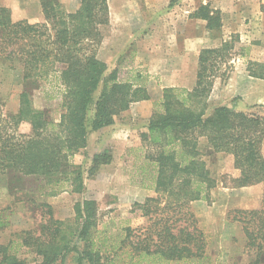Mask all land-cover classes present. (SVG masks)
Segmentation results:
<instances>
[{"label":"trees","instance_id":"obj_1","mask_svg":"<svg viewBox=\"0 0 264 264\" xmlns=\"http://www.w3.org/2000/svg\"><path fill=\"white\" fill-rule=\"evenodd\" d=\"M40 6L44 22L29 23L25 19L12 21L10 10L0 5V62L11 67L19 62L25 82L16 112L6 117L0 114V175L7 177L11 193L23 191L27 184L29 191L25 195L33 188L40 195L80 193L85 175L93 176L112 157L95 153L85 168L75 163L73 156L85 151L92 132L112 125L131 103L149 98L147 75L134 70L130 80L121 81L116 68L107 72L106 63L97 58L95 44L102 38L100 26L109 21L108 0H80L73 12L66 11L59 0H40ZM191 15L205 20L208 30L218 31L222 26L220 11L208 5L199 6ZM232 47L224 40L218 47L200 49L194 87H165L157 110L140 133L145 149L139 167L141 184L149 186L157 196L146 197L137 205L148 216L154 211L151 205L158 209L161 195L162 211L184 210V216L188 215L184 224H175L180 217H155L150 226L135 235L129 226L118 234H107L97 230L96 201L84 199L75 206L81 222L72 230L61 228L64 222L53 219L49 205L43 204L49 209L47 223L41 225L36 237L27 232L21 245L31 246L41 255V264L57 260L62 263L70 251L79 253L78 264L84 259L90 264H210L205 236L193 225L195 219L189 209L191 201L207 199L215 187L207 158L213 153H226L238 172L235 186H264V104H258V111L219 105L206 115L219 64L225 62ZM55 63L61 65L58 70ZM246 70L249 76L264 80V62H249ZM55 71H59L63 86L57 121L46 108H36L31 97L32 89L38 87L37 79ZM228 76L229 73L223 81ZM91 108L94 112L89 119ZM22 123L29 125V132L19 131ZM201 138L207 150L200 149ZM147 178L148 185L144 182ZM7 218L6 214L0 215V227L7 224ZM229 219L241 224L246 246L254 251L249 264H261L264 200L251 209L231 210ZM71 237L83 243L81 251L69 245ZM11 250L9 244H0V264H26Z\"/></svg>","mask_w":264,"mask_h":264},{"label":"rangeland","instance_id":"obj_2","mask_svg":"<svg viewBox=\"0 0 264 264\" xmlns=\"http://www.w3.org/2000/svg\"><path fill=\"white\" fill-rule=\"evenodd\" d=\"M59 1L68 12L76 10L80 2V0ZM248 1L250 3L249 15L234 26L237 32L230 31L228 33L222 26L218 31L213 30V36H208L206 31L203 32L202 40H205V44L209 43L208 40H212L214 44L224 40L233 44L232 49L225 57V62L219 64L220 70L216 78H220L221 81L235 67H247L249 62H264V7H261L264 4L262 0ZM184 2L185 0H110V3H108L109 21L106 25L100 26L102 38L99 43L95 44L97 58L102 61L104 59L111 60L114 58L113 53L115 54L113 51L118 48L117 43H119V48L122 49L126 45L124 43L128 40V36H132V42L125 53L117 58L114 66H110L105 62L108 67L107 72L116 68L117 77L122 81L126 78L127 70H133L137 64L142 65L137 70L141 69L143 72L145 69L147 70L143 61H137L139 52L142 50L146 52L147 47L152 48L156 44L158 47V55L156 56L162 54L163 40L165 36H169V29H171L173 36L178 31L174 22L169 25V22L172 21L169 17L170 10L173 7H180ZM0 5L10 10L12 21L25 19L29 23L44 22L40 0H0ZM258 11H262L263 14L260 15ZM195 27L191 25L187 28L188 31L191 28L190 32H193ZM227 27L229 28L230 25ZM107 39L111 44L110 49L103 45ZM220 45L221 43L218 46ZM60 66V64L55 63L57 70ZM58 75L59 71H55L38 78V87L31 91L33 105L36 108H46L51 118L56 121L61 111L60 101L63 91ZM150 76L153 77L150 80L155 81L151 90L153 89V94L158 95L160 98L164 89H162L161 76L156 74ZM24 85L22 66L19 62H14L13 67L7 62H0V114L3 117L16 112L19 104V94ZM100 86L95 92V98L99 94ZM160 99L151 101L153 112L157 110ZM233 101H237V97ZM249 107L252 108L251 111L260 110L258 104L248 106L246 109ZM93 112L94 110L91 108L88 113L89 119L92 118ZM118 116H121V119L128 123L133 120V117L129 119L124 116L123 112ZM140 124H143V122H140ZM109 126H106V129ZM141 128L140 126L136 131L131 129L129 132L124 130L120 132V136L111 135L109 131L105 132V130L101 132L97 130L89 135L87 148L83 152L76 153L73 156V161L88 168L91 157L98 152L110 154L112 160L108 164L101 165L93 176L86 177L87 175H85V186L80 193L60 191L55 195H40L37 189L33 188L32 193L25 195V191H29L28 184L23 191L11 193L7 177L0 175V211L2 210L0 215L4 216L6 214L8 216L7 224L0 227V244L12 246L11 251L19 259L26 261V264H41L42 256L37 254L31 246L21 245L22 238L27 235V232L34 237L39 235L41 225L47 223L49 219V209L53 219L64 222L65 225L61 228L70 227L75 230L81 222V219L76 217L75 206L78 203L81 204L84 199L96 201L97 230L100 232L107 231V234H118L124 227L129 226L134 229L133 235H135L138 230H144L145 227L150 226L155 217L168 216L172 219L180 217L181 219L175 224H184L188 218V215L184 216V210L181 211L182 213L162 211L164 199L161 195L158 196L160 202L156 205L158 209L154 208L155 205H151V210L154 211L148 216L142 214L143 211L139 205L144 202L146 194L150 191L154 192V190L141 184L142 176L139 167L142 165L141 154L145 151L140 139V133L143 132ZM19 131L22 133L29 132V125L22 123L19 126ZM104 136L108 139L106 138V142L104 141L107 145L103 146L101 145V139ZM107 146L110 147L111 151L101 150L106 149ZM262 154L264 155V141ZM206 163L216 180V184L209 191L208 198L203 202L207 206H211L210 208L215 203V209L212 213L208 211L207 208L209 207L206 206V208L199 211L200 209L197 210V207L191 204L193 201L190 202L189 209L195 219L193 225L199 228L205 236L207 261L210 264H249L254 259V251L246 246V238L241 224L229 219V212L234 209H251L258 202L260 203L264 200V186L262 183H258L253 184L254 187L239 189V192H244L243 195L252 200L254 205L249 208H241L233 206V204H226L228 208L227 220L225 218V221L223 215L225 204L220 195L223 187L222 183L224 187L225 185L227 187H238L235 186L234 182L233 162H229L227 156H223L222 158H207ZM144 182L147 185L150 184L148 178L144 179ZM156 196L155 193L148 197ZM239 196L241 195H235L236 198ZM43 204H48L50 208L48 209ZM212 214L215 217V225L211 226L209 220H212ZM73 244L79 251L82 250L83 243L78 241L76 237L69 238V245ZM78 255V252L70 251L62 263L57 260L52 264H78ZM263 262L261 261V264ZM82 264L90 263L84 259Z\"/></svg>","mask_w":264,"mask_h":264},{"label":"crops","instance_id":"obj_3","mask_svg":"<svg viewBox=\"0 0 264 264\" xmlns=\"http://www.w3.org/2000/svg\"><path fill=\"white\" fill-rule=\"evenodd\" d=\"M108 3H110V0H108ZM262 3L264 4V0H262ZM201 5H208L210 9L220 11L222 28L228 33H230V31L237 32L234 26L241 22V19L248 17V9L250 8V3L248 0H185V2L180 5V7L171 8L169 17L172 21L169 22V25L170 23L174 22L175 27L178 30L177 33H175L173 36L172 32L170 31L171 29H169V36L164 37L163 50L160 56H156L158 55V47L156 44H154L152 48L147 47L146 52L143 50L140 51L137 56V61H143V64L147 68V70L145 69L144 72L141 69L140 70L147 75V83L145 88L149 98L131 103L129 108L123 112V115L127 118L130 119L133 117L131 123L122 120L121 116H116L111 126L107 127V129L106 127H103L98 131L101 132L105 130V132L109 131L111 135L115 134L120 136V132H123L124 130L129 132L131 129L136 131V129H138L140 126L142 127L141 129H143V131L146 130L148 120L153 113L151 101L160 99L162 97L161 96L159 98L158 95L155 96L153 94V89L151 90V88L154 87L153 82L155 81L150 80L153 78L150 75L156 74L161 76V81L163 83L162 89L165 87H176L191 90L194 87L196 82L199 50L207 47H217L221 43L220 41L219 43L214 44L212 40H208L209 43L205 44V40H202V36H204L205 31L207 32L208 36H213V31L205 28V20L192 17L191 15ZM258 12L260 15L263 14L262 11ZM191 25L194 27L196 26L193 32H190L191 28H189V31L187 28ZM228 25H230L229 28L227 27ZM131 37L132 36H128V40H126L124 43L126 45L123 46L122 49L119 48V43H117L118 48L113 51L115 52V54L113 53V59H104L103 61L110 66H114V63L116 64L117 58L125 53L128 46L130 47L132 42ZM103 45L107 49L111 48V44H109L108 39ZM141 66L137 64L133 70H127L126 78L122 79V81L130 80L133 71L137 70L138 67ZM118 79L120 80V78ZM236 97L237 101H233V99ZM210 102L212 107L210 106ZM254 104H264V80L249 76L246 67L241 66L240 68L239 66V68L235 67L226 80L221 81L220 78H216L214 80L211 92L208 97L209 107L207 108L206 115H209L214 107L219 105L232 107L236 110H245L248 106ZM122 121H124V123H122ZM140 122H143V124H140ZM106 138V136L102 137L101 145H107V143L105 144ZM199 146L202 151L207 150L205 149L206 141L204 138L200 139ZM109 148L110 147L107 146L106 149L104 148L101 150L111 151ZM223 156H227L229 162H232L231 156L223 152L213 153V155L208 158H222ZM232 171L234 177H236L238 172L233 168ZM222 186L223 187L221 188L220 196L225 204V210L223 212L224 220L225 218L227 220L228 207L226 204H233V206H239L241 208H249L254 205L252 200L246 198L243 195L244 192H239V189L254 187V185L236 188L233 186L227 187L226 185L224 187L222 183ZM154 194V192L150 191L148 194H146V197L152 196ZM235 195L241 196L236 198ZM191 204L193 206L195 205L197 210L200 209L199 211L203 210L207 206L203 200H196L191 202ZM207 207H209L207 208L208 211L212 212L215 209V203L213 204L212 208H210L211 206ZM211 216L212 220L209 221L212 226L215 225V217L214 214Z\"/></svg>","mask_w":264,"mask_h":264}]
</instances>
